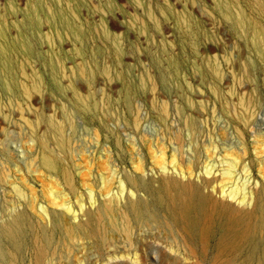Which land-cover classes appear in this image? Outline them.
<instances>
[{
  "label": "rangeland",
  "instance_id": "obj_1",
  "mask_svg": "<svg viewBox=\"0 0 264 264\" xmlns=\"http://www.w3.org/2000/svg\"><path fill=\"white\" fill-rule=\"evenodd\" d=\"M238 14L245 33L232 25ZM254 32H264V0H0V47L24 63L30 92H21L16 58L0 50L10 87L0 84V264H132L135 255L139 264H264V50ZM172 173H191L183 213L165 182ZM237 187L244 210L220 193ZM121 188L138 190L142 216L149 207L151 221L171 225L116 237L118 252L102 244L95 213L78 238L66 234L54 201Z\"/></svg>",
  "mask_w": 264,
  "mask_h": 264
},
{
  "label": "bare ground",
  "instance_id": "obj_2",
  "mask_svg": "<svg viewBox=\"0 0 264 264\" xmlns=\"http://www.w3.org/2000/svg\"><path fill=\"white\" fill-rule=\"evenodd\" d=\"M49 2V1H48ZM158 13V12H157ZM183 13V12H182ZM120 17V16H119ZM138 19V18H137ZM142 20V18L140 19ZM63 23L67 29L68 32H70V34H73L75 37H78V34L79 32H77L74 27L72 26L71 22L69 21L68 18H64L63 20ZM47 24V23H46ZM86 24V23H85ZM142 24L143 23V20H142ZM48 25V24H47ZM132 25V24H131ZM232 25L236 28V29H239V31L241 32H246V23H245V19L243 17V15L241 14H238L237 17L234 19V21L232 22ZM135 27V26H134ZM154 31V30H153ZM97 33V31H96ZM100 33L105 37V38H109V33L105 30V28L102 26V28L100 29ZM253 33V32H252ZM98 34V33H97ZM144 34V33H143ZM187 34V33H186ZM153 35V34H152ZM99 36V35H98ZM254 36L255 38L258 40L257 44H258V50L259 52H263L264 50V32L263 34L262 33H259L257 34V32H254ZM91 37V36H90ZM189 37V36H187ZM49 39V38H48ZM46 40V44H47V47H51L52 46V43L50 40ZM143 39V38H142ZM154 40V39H153ZM91 41V39H90ZM99 42V41H98ZM84 44V43H83ZM87 44V43H86ZM102 44V43H101ZM94 45V44H93ZM104 45V44H103ZM105 46V45H104ZM112 46H113V49L114 51L116 52V54L118 53L119 56H121V48H120V45L118 44L117 41H114L112 42ZM262 48V49H261ZM112 49V50H113ZM0 50L2 52H4V55H5V58H11V57H15L16 58V63L18 65V71H19V74L20 76L22 77L19 83L20 85V88H21V92L22 94L25 96V97H29L30 95V92L28 90V87L26 86V84L24 83V79H26L28 76L25 72V66H24V63L21 62V60L19 61L18 57L13 53L12 50H10L8 48V52L6 50L5 47L1 46L0 47ZM23 50H28V47H23ZM108 51H110L108 48H106V52L108 53ZM110 53V52H109ZM107 55V54H106ZM108 56V55H107ZM106 57V56H105ZM126 57V56H125ZM128 57V56H127ZM57 59V58H56ZM102 59V58H101ZM106 59V58H105ZM60 60V59H59ZM58 61V60H57ZM112 61V59H111ZM118 63H120V60L117 61ZM51 63H52V66H53V69H55V71L57 72V70H61L63 69L62 68V64H60L59 62H54L51 58ZM88 63V62H87ZM111 64V63H110ZM89 64H87L88 66ZM108 65V64H107ZM247 66V65H246ZM244 68H246L244 66ZM248 68V67H247ZM102 69V68H101ZM64 70V69H63ZM243 70V69H242ZM80 74L83 75L85 74L86 72V69L85 67L83 66L80 70ZM246 71V70H245ZM102 72L103 74H105L107 77H110L111 76V73H110V67L109 66H104L103 69H102ZM113 73V72H112ZM247 73V71H246ZM249 73V72H248ZM249 75V74H248ZM8 72L7 70L5 69V67H1L0 68V84L6 89V90H10V87H9V82H8ZM33 81H32V84H31V88L33 91H36V92H39L40 90V84H41V81L40 79H38L36 76H33ZM106 78V77H105ZM153 78V77H152ZM99 79V78H98ZM108 79V78H107ZM245 79V78H244ZM101 80V79H100ZM148 80H151L150 78ZM158 80V79H157ZM252 80V79H251ZM99 81V80H98ZM102 81V80H101ZM100 81V82H101ZM154 82V81H153ZM143 83V81H142ZM150 83V81L148 82ZM156 83V82H155ZM144 84V83H143ZM154 84V83H153ZM252 85V84H251ZM248 87V86H247ZM155 89V88H154ZM217 89V88H216ZM152 90V89H151ZM218 90V89H217ZM150 91V90H149ZM219 91V90H218ZM154 92V91H153ZM254 92V90H253ZM150 93V92H149ZM200 94V93H199ZM255 95V93H254ZM198 97V96H197ZM240 98V97H239ZM252 99V98H251ZM232 100V99H231ZM258 100V99H257ZM17 102V101H16ZM232 102V101H231ZM238 102V101H237ZM196 103V102H195ZM9 104L11 105H16L13 103V101H11L9 99ZM232 104V103H231ZM238 104V103H237ZM18 105V104H17ZM241 107L245 110V114H244V119L243 121H245V123L247 124L250 120V116H249V108H250V103L249 102H243V100L241 101ZM232 105H230L231 107ZM26 108V107H25ZM12 110V109H11ZM21 111V110H20ZM239 111V110H238ZM6 117V116H4ZM140 117V116H139ZM138 117V118H139ZM186 118V117H185ZM137 120L136 119V124H137ZM65 121V120H64ZM73 122V121H72ZM72 122H70L68 120V123L69 126H70V130L73 132V135L75 134V127L74 125L72 124ZM253 123V122H252ZM49 125V124H48ZM50 129V128H49ZM69 129V128H68ZM251 129V128H250ZM58 130V133L60 135V138L62 139L63 141V133H62V130L58 127L57 128ZM35 134V132H33ZM97 134V133H96ZM68 137V136H67ZM74 139V138H73ZM256 140V139H255ZM257 142V141H256ZM193 146V145H192ZM195 146V145H194ZM216 146V145H215ZM264 146V145H263ZM72 148V147H71ZM184 151V150H183ZM182 151V152H183ZM187 152V151H185ZM244 154L246 153V150L243 151ZM72 153H77L75 151H72ZM184 155V153H183ZM230 156V154H229ZM54 157V156H53ZM231 157V156H230ZM238 157V156H237ZM229 158V157H228ZM232 158V157H231ZM58 159V158H57ZM186 161V160H185ZM238 161L237 158H233L231 159L230 161H228V167H226V169H224L223 173H222V176L224 178H227L231 172H232V169L234 167H236V162ZM262 164H264V160L261 162ZM187 164V163H186ZM185 164V165H186ZM42 165L44 166V168H48L50 170H53V166L51 165V163L49 162L48 159H43L42 161ZM188 165V164H187ZM1 166V164H0ZM163 166V165H162ZM189 166V165H188ZM164 167V166H163ZM178 168V167H176ZM37 169V168H36ZM180 170V169H178ZM174 171H176L174 169ZM206 171H208L206 169ZM19 172V171H18ZM37 172V170H36ZM173 172V171H172ZM184 172V171H183ZM192 172V171H191ZM180 173V172H179ZM174 174H178L174 172ZM193 174V173H192ZM209 174V173H207ZM173 173L171 174V176L167 175V177L165 178V182H166V185H175L176 187V191L175 194L177 195V199H175L174 201V204L176 206H179V210L180 212H185L186 211V208L190 205V202H191V199H190V190H191V187H192V180H191V173L190 175H188L187 177L184 175L181 174V177L180 179H177L176 177H173L172 176ZM179 175V174H178ZM178 175H176L178 177ZM187 175V173H186ZM1 177H2V173L0 171V180H1ZM200 177V176H199ZM197 178V176H196ZM204 178V177H203ZM5 179V178H4ZM59 180V178H57ZM201 179V177H200ZM207 179V178H206ZM203 181V179H202ZM214 179H209V180H205L204 179V182L205 183H211L213 182ZM128 183V182H127ZM202 185V184H201ZM128 190V189H127ZM238 187L228 193L225 192L224 188H221L220 189V193L222 194V196H226V198L228 197V199L230 200H234L237 202V205L240 206V209L241 210H244L245 208V205L246 203L248 202V198H246L245 196H238ZM21 192V191H20ZM241 192V191H240ZM109 193V192H108ZM138 193V190L137 189H132L129 191V194L127 193L126 189L125 188H121L118 190V193H117V197H115L114 195L113 196H109V194H106V196L104 197V199H96V198H93V197H89L90 199H78V201L76 203H69V202H64V201H61V202H58L57 200L53 202V205L55 208L57 209H62V214L63 217H64V223L66 225V234L69 235V237H71L72 239L74 238H78V235H77V230L80 228V227H85L87 225H89V221H90V218H91V215L92 213H95L97 214V219H98V234L99 236L101 237L102 239V244H104L108 251L109 252H114L115 250L118 252V248L120 244H122L120 241L121 240H117L116 237L118 238H122V236H124V234L126 235H129V237H132L133 235L137 236V237H144L142 235V233H145L147 231L146 227L148 228L149 226H155V227H159V226H167L168 224L171 225V223L167 220H164L163 218V221H157V220H154V221H151V219H154V215L149 213L150 211H152L151 208L147 207V210L146 212L149 214L147 216V218H145L144 216H142V212H140L137 208H138V203L136 200H138V198H140V195L137 194ZM130 194L132 196H135L136 195V198L135 200H133V197H130ZM221 196V198H222ZM250 198V197H249ZM144 200V199H143ZM222 200V199H221ZM224 200V199H223ZM233 201V202H234ZM145 202V201H144ZM146 204V203H144ZM224 207H234L235 205L232 204V202H223L222 203ZM130 207L131 209L134 210L133 212V219L131 220V215L129 214V212L127 211V207ZM52 210V209H51ZM166 210V209H165ZM58 212V210H57ZM144 212V211H143ZM54 212L51 211L49 213V217L51 218L52 217V214ZM59 213V212H58ZM60 215V214H59ZM60 217V216H59ZM170 217V216H168ZM63 219V218H62ZM61 219V220H62ZM170 220V219H169ZM131 221H133L131 223ZM168 224H167V222ZM64 226V225H63ZM89 226H87L86 228H88ZM63 228V227H62ZM90 228V227H89ZM64 229V228H63ZM108 229V230H107ZM154 229V228H153ZM85 230V228H84ZM88 230V229H87ZM97 230V229H96ZM89 232V230H88ZM87 232V233H88ZM92 237V236H91ZM94 238V237H92ZM83 239V238H82ZM77 241L79 242V240L77 239ZM123 241V240H122ZM139 242H143L142 240H139ZM81 242H79V245ZM85 244V243H83ZM125 244V243H124ZM127 244V243H126ZM76 245V244H75ZM65 246V245H63ZM78 246V245H77ZM85 246V245H84ZM149 246H151L149 244ZM79 248V246H78ZM152 249V248H151ZM63 251V250H62ZM115 251V252H116ZM66 253V252H65ZM114 253H112L113 255ZM81 258V257H80ZM112 259H116V257L113 255L112 258H110V260ZM78 264H87L84 261H78L77 262ZM132 264H139L138 262V258H137V255L134 256V261L132 262ZM141 264V263H140Z\"/></svg>",
  "mask_w": 264,
  "mask_h": 264
}]
</instances>
